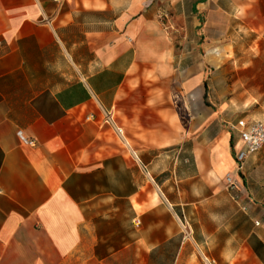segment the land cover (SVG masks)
I'll use <instances>...</instances> for the list:
<instances>
[{"label":"crops","instance_id":"0c3cea01","mask_svg":"<svg viewBox=\"0 0 264 264\" xmlns=\"http://www.w3.org/2000/svg\"><path fill=\"white\" fill-rule=\"evenodd\" d=\"M228 45L264 89V0H0V264H264V147L237 171L232 129L264 93L207 99Z\"/></svg>","mask_w":264,"mask_h":264},{"label":"rangeland","instance_id":"374dc122","mask_svg":"<svg viewBox=\"0 0 264 264\" xmlns=\"http://www.w3.org/2000/svg\"><path fill=\"white\" fill-rule=\"evenodd\" d=\"M241 37H244L242 34ZM226 43V42H224ZM247 40H240V45L246 47ZM175 50L178 51L181 47V43L177 38L174 40ZM213 56V55H212ZM214 57V56H213ZM217 67L206 66V75L208 80L207 99L210 103V107L214 110L222 109L223 113H230L237 119L245 113H242L243 106L251 99V95H257L255 93H264V89L252 90L246 88L247 84V70L237 69V64L232 63V52L230 46L224 47L221 57H217ZM247 61V59H245ZM221 65V66H220ZM264 96V95H262ZM264 98L261 97L260 100ZM230 108H234V112L230 111ZM236 108V109H235Z\"/></svg>","mask_w":264,"mask_h":264},{"label":"built area","instance_id":"2783aa9c","mask_svg":"<svg viewBox=\"0 0 264 264\" xmlns=\"http://www.w3.org/2000/svg\"><path fill=\"white\" fill-rule=\"evenodd\" d=\"M55 2H59L61 0H52ZM103 121L110 125H113V120L111 118L110 113L103 111ZM116 133L121 136L122 130L121 128L114 127ZM232 129H236L239 134V138L242 141L241 149L235 154V161L237 165V171L242 169V164L245 160L252 155L253 153L260 150L264 147V122L255 119H239L236 124L232 126ZM20 138L29 145H34V140H28L21 136V132H18ZM226 184L228 188L232 191H238V185L236 180L231 178L230 176L225 177ZM136 223L138 221L136 220Z\"/></svg>","mask_w":264,"mask_h":264}]
</instances>
